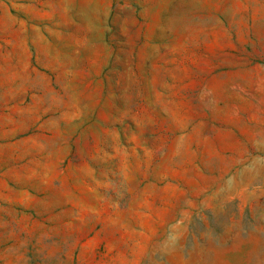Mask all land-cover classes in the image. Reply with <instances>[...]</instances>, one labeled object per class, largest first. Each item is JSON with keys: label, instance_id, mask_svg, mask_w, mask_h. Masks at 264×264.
<instances>
[{"label": "rangeland", "instance_id": "rangeland-1", "mask_svg": "<svg viewBox=\"0 0 264 264\" xmlns=\"http://www.w3.org/2000/svg\"><path fill=\"white\" fill-rule=\"evenodd\" d=\"M0 264H264V0H0Z\"/></svg>", "mask_w": 264, "mask_h": 264}]
</instances>
